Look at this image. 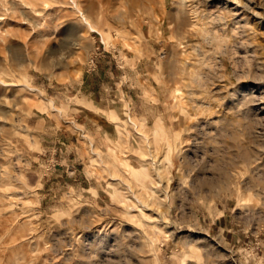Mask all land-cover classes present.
Instances as JSON below:
<instances>
[{"label":"rangeland","instance_id":"obj_1","mask_svg":"<svg viewBox=\"0 0 264 264\" xmlns=\"http://www.w3.org/2000/svg\"><path fill=\"white\" fill-rule=\"evenodd\" d=\"M16 1L0 264H264V0Z\"/></svg>","mask_w":264,"mask_h":264},{"label":"bare ground","instance_id":"obj_2","mask_svg":"<svg viewBox=\"0 0 264 264\" xmlns=\"http://www.w3.org/2000/svg\"><path fill=\"white\" fill-rule=\"evenodd\" d=\"M14 2H16L17 3V1L16 0H13ZM22 1V3L23 4H26L27 2H28V0H21ZM38 1V0H37ZM41 1H43V0H41ZM31 3H32V1H31ZM22 4V5H23ZM28 4V3H27ZM5 32V31H4ZM11 32V31H10ZM10 33H9V31H6L5 33H4V35L2 36V37H0L2 40L6 37V36H8ZM261 109H264V108H261Z\"/></svg>","mask_w":264,"mask_h":264}]
</instances>
